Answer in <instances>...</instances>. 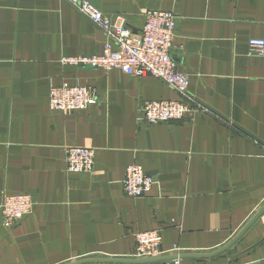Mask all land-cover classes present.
<instances>
[{
  "label": "crops",
  "instance_id": "1",
  "mask_svg": "<svg viewBox=\"0 0 264 264\" xmlns=\"http://www.w3.org/2000/svg\"><path fill=\"white\" fill-rule=\"evenodd\" d=\"M88 1L135 33L149 11L175 13L178 69L207 111L147 123L145 100L181 93L153 76L63 63L106 41L67 0H0V205L5 194L36 201L11 229L0 209V264L133 257L135 234L156 229L164 255L220 249L264 207V56L249 46L264 39V0ZM63 83L93 87L98 102L53 109L50 89ZM70 146L97 150L92 171L66 172ZM132 163L159 181L145 196L124 193ZM179 264H264V211L228 250Z\"/></svg>",
  "mask_w": 264,
  "mask_h": 264
},
{
  "label": "built area",
  "instance_id": "2",
  "mask_svg": "<svg viewBox=\"0 0 264 264\" xmlns=\"http://www.w3.org/2000/svg\"><path fill=\"white\" fill-rule=\"evenodd\" d=\"M77 11L98 26L106 35L104 52L95 55L63 57L65 64L89 66L104 70L119 69L129 75L153 76L165 81L181 93L175 99L145 100L139 109L141 119L147 123L184 122L192 120L199 112L207 111L189 92V77L179 71L175 52L177 15L166 10H151L146 14L140 32L104 15L88 0H67ZM251 51L264 56V39L252 38ZM98 102L97 91L88 85L63 83L50 89L49 103L53 109L71 112L85 109ZM96 149L70 146L65 150V169L70 172H89L95 164ZM158 179L137 163L127 167L123 181L124 193L132 197L145 196L158 185ZM32 194H5L0 205L2 223L11 229L33 212ZM134 258L164 255L161 250L162 230L135 234ZM181 254L179 249H176ZM179 264L180 257L147 264Z\"/></svg>",
  "mask_w": 264,
  "mask_h": 264
},
{
  "label": "water",
  "instance_id": "3",
  "mask_svg": "<svg viewBox=\"0 0 264 264\" xmlns=\"http://www.w3.org/2000/svg\"><path fill=\"white\" fill-rule=\"evenodd\" d=\"M264 211V207L256 214L254 219H252L235 237H233L226 245L217 249L211 253L206 252H194V253H184V254H175V255H162L158 257H150V258H122V257H102V256H91L86 257L84 259H80L77 261H73L66 264H86V263H129V264H147L158 261L170 260L176 257H213L216 256L226 250H228L239 238L240 236L247 230V228L251 225V223Z\"/></svg>",
  "mask_w": 264,
  "mask_h": 264
}]
</instances>
